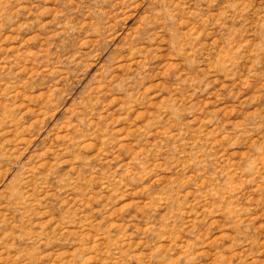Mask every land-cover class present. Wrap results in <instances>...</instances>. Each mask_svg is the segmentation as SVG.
Returning a JSON list of instances; mask_svg holds the SVG:
<instances>
[{"label": "rangeland", "instance_id": "rangeland-1", "mask_svg": "<svg viewBox=\"0 0 264 264\" xmlns=\"http://www.w3.org/2000/svg\"><path fill=\"white\" fill-rule=\"evenodd\" d=\"M0 264H264V0H0Z\"/></svg>", "mask_w": 264, "mask_h": 264}]
</instances>
